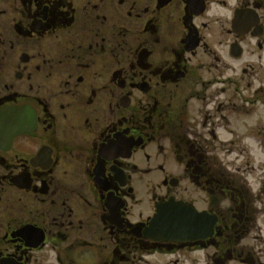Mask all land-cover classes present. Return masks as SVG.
<instances>
[{"label": "flooded vegetation", "instance_id": "1", "mask_svg": "<svg viewBox=\"0 0 264 264\" xmlns=\"http://www.w3.org/2000/svg\"><path fill=\"white\" fill-rule=\"evenodd\" d=\"M0 264H264V0H0Z\"/></svg>", "mask_w": 264, "mask_h": 264}, {"label": "water", "instance_id": "2", "mask_svg": "<svg viewBox=\"0 0 264 264\" xmlns=\"http://www.w3.org/2000/svg\"><path fill=\"white\" fill-rule=\"evenodd\" d=\"M162 208L166 209V206H162ZM159 208L158 212L161 211ZM175 211V214L173 213H166V212H161L158 213L154 219L158 222L160 219L162 221V225L164 226H173L174 231H179L181 228H184V225H187L185 222H182L180 219H183L184 217H190L191 215L194 214V212H190V210L186 206H181V207H175L173 208ZM176 213H179L181 216H177ZM192 213V214H191Z\"/></svg>", "mask_w": 264, "mask_h": 264}, {"label": "snow or ice", "instance_id": "3", "mask_svg": "<svg viewBox=\"0 0 264 264\" xmlns=\"http://www.w3.org/2000/svg\"><path fill=\"white\" fill-rule=\"evenodd\" d=\"M123 146H124L123 141H121L119 144L116 145V147H117L118 150H119V149H122ZM26 232H30V230H27V229H26Z\"/></svg>", "mask_w": 264, "mask_h": 264}]
</instances>
